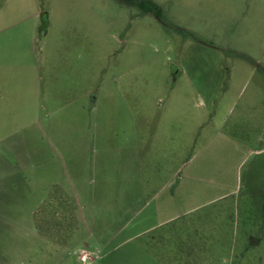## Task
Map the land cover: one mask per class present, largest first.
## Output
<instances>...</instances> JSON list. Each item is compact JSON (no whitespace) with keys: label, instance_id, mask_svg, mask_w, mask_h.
<instances>
[{"label":"rangeland","instance_id":"374dc122","mask_svg":"<svg viewBox=\"0 0 264 264\" xmlns=\"http://www.w3.org/2000/svg\"><path fill=\"white\" fill-rule=\"evenodd\" d=\"M151 1L163 20L122 0H40L52 52L71 60L84 38L88 59L85 72L55 73L59 109L81 99L92 129L137 136L144 201L172 187L171 214L197 207L168 227L165 247L192 241L203 264H264V0ZM53 197L37 221L66 240L71 205ZM149 242L93 264H150L133 252Z\"/></svg>","mask_w":264,"mask_h":264},{"label":"crops","instance_id":"0c3cea01","mask_svg":"<svg viewBox=\"0 0 264 264\" xmlns=\"http://www.w3.org/2000/svg\"><path fill=\"white\" fill-rule=\"evenodd\" d=\"M31 1L0 3V264H93L145 235L147 250L133 252H145L146 263L203 264L196 256L203 245H163L172 236L168 227L197 207L171 214L172 187L162 191L168 197L162 203L155 201L159 193L144 201L137 136H110L99 122L92 129L81 99L59 109L55 73L85 72L84 38L79 50L74 43L71 60L58 57L49 25L44 34L42 3ZM68 41L61 39L66 48ZM53 194L71 205L74 226L66 240L37 221Z\"/></svg>","mask_w":264,"mask_h":264},{"label":"trees","instance_id":"16d2710c","mask_svg":"<svg viewBox=\"0 0 264 264\" xmlns=\"http://www.w3.org/2000/svg\"><path fill=\"white\" fill-rule=\"evenodd\" d=\"M122 1H125L129 4H132V5H136L146 12H152L155 14V16L157 18H159L160 20H163L161 18V16H162V10L161 9L162 8L151 0H122ZM44 25H45V23H44ZM44 25H43V27H44ZM176 29L180 32H184L183 28L180 26H176Z\"/></svg>","mask_w":264,"mask_h":264}]
</instances>
